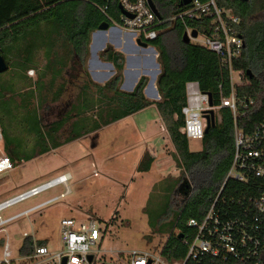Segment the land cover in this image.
Returning a JSON list of instances; mask_svg holds the SVG:
<instances>
[{
	"label": "trees",
	"instance_id": "16d2710c",
	"mask_svg": "<svg viewBox=\"0 0 264 264\" xmlns=\"http://www.w3.org/2000/svg\"><path fill=\"white\" fill-rule=\"evenodd\" d=\"M153 2L162 20L168 21L160 27L158 38L150 42L159 54L161 69L157 80L161 99L157 102L150 101L144 94L148 77L143 76L132 92L121 90L126 59L112 46H108L100 57L113 64L115 76L105 85H99L92 81L88 72L92 35L105 22L112 26L111 19L120 23L119 0H0V54L9 66L26 78L30 70L38 71L35 59L38 51H43L46 61L38 79L29 85L22 108L38 99L40 109H45L49 103L59 102L72 89H78L75 102L64 118L44 124L43 118L36 116L31 132L37 133L38 153L22 155L4 132L5 152L14 165L22 160L29 162L38 155L97 133L155 105L175 148L173 159L182 171L179 178L172 179L174 185L165 188L169 195L175 193L182 197V205L174 213L172 228L167 233L177 230L193 235L195 230L188 227V221L202 220L215 205V212L224 220H239L249 225L259 217L257 223L263 222L260 249L264 251V215L258 212L254 201L264 195V178L249 177L246 182L227 179L235 151V127L250 134L264 120V23L250 21L253 0H217L219 7L234 8L241 18L238 29L244 39V48L241 57L234 62V68L253 74L252 78L248 76V85L236 90L238 109L234 115L230 108L220 107L222 98L231 95L229 69L214 52L194 42H184L186 28L180 20L169 22L187 7L180 6L181 0ZM208 24V19L188 22L191 28L203 33L209 32ZM188 82H198L200 90L211 96L213 106L219 107L215 125L205 133L203 148L197 152L191 151L189 139L181 132L185 125L183 107ZM47 109L50 110V106ZM68 122H71L70 136L60 142L57 135ZM152 163L146 153L137 171H150ZM157 230L162 234L165 232L162 225ZM41 245H48V242L35 241L32 236L24 238L20 257L33 255L35 247ZM186 253L183 241L170 236L165 256L176 260L184 258ZM261 263L258 259L230 257L221 261L210 257L201 264Z\"/></svg>",
	"mask_w": 264,
	"mask_h": 264
},
{
	"label": "rangeland",
	"instance_id": "374dc122",
	"mask_svg": "<svg viewBox=\"0 0 264 264\" xmlns=\"http://www.w3.org/2000/svg\"><path fill=\"white\" fill-rule=\"evenodd\" d=\"M252 5L250 21L264 23V0H253ZM92 51L94 56V48ZM147 52L149 56H155L151 51ZM35 59L38 71L30 73V70L26 78H22L18 70L16 73L12 66L0 74V127L22 155L36 154L40 149L36 145V131L35 134L31 132L36 116H41L44 124L64 118L78 92L74 88L59 102L49 103L46 106H50V110L48 107L40 109L38 99L22 108L29 85L34 84L40 69L45 66L43 51H38ZM215 112L217 115L218 111ZM156 119L158 114L154 107L144 109L129 120L105 127L100 134L93 133L63 144L29 162H17L13 170L0 175V202L63 174L72 176L67 183L70 193L66 197L5 226V231L0 232V243L8 236L17 256L23 234L28 233L36 241L46 240L51 251H63L61 221L64 218H94L102 222L105 225L102 229L107 231L100 248L103 257L96 258L95 264H124L129 257L126 258L127 252L162 247L166 233L172 228L174 213L182 205V197L175 193L169 195L165 188L174 185L172 179L179 178L182 171L173 161L175 148L170 138L165 139L164 144L163 137L158 136L161 127L160 123L154 122ZM70 133L71 122H68L58 133V141L64 142ZM189 142L191 151L202 150V141ZM93 144L96 145L94 148ZM151 146L160 151L161 158L157 159L161 164L153 166L150 172L139 173L136 169L140 157ZM65 192L66 187L59 185L2 211L1 216L10 218ZM159 225L164 226V234L157 230ZM15 264H36V261L21 260Z\"/></svg>",
	"mask_w": 264,
	"mask_h": 264
},
{
	"label": "built area",
	"instance_id": "2783aa9c",
	"mask_svg": "<svg viewBox=\"0 0 264 264\" xmlns=\"http://www.w3.org/2000/svg\"><path fill=\"white\" fill-rule=\"evenodd\" d=\"M119 6L133 15L128 18L121 13L120 23L111 19L114 26H117L125 34L134 35L136 40L140 39L149 44L146 51L152 55L159 56L157 50L150 45L160 34V27L168 21L159 20L148 4V0H119ZM184 11L178 13L172 20H180L186 32L191 35L197 30V38L192 41L208 50L214 52L221 59L223 65L229 69L231 80V95L222 98L220 107L230 108L234 115L237 114L238 100L236 90L239 87L249 84V77L245 70H236L234 62L242 55L244 39L238 27L241 22L238 12L231 7H219L217 0L201 2L193 0L186 6ZM208 19L209 32L203 33L188 25L191 20ZM152 47L156 52L152 50ZM34 73V71H30ZM187 100L183 107L185 125L181 132L190 140L202 141L207 127L206 114L210 110H217L219 107L210 106V95L200 90L198 82L186 84ZM14 163L6 154L4 149V134L0 127V175L14 169ZM249 177L264 178V120L250 134L238 127H235V151L227 179H235L246 182ZM71 174H63L48 182L27 189L15 196L0 202V232L5 231V226L16 222L30 214L41 211L51 203L66 197L70 193L68 182ZM59 185L66 187V192L61 195L42 202L34 207L24 210L10 218L3 219L1 212L12 208L26 200L38 196ZM258 206V212L264 215V195L260 200H254ZM256 217L253 224L239 220H224L215 212L213 205L202 220L191 219L187 225L195 230L193 235H185L180 231H173L165 238L162 247H155L153 250H134L127 252L128 260L124 264H188L190 261L204 263L207 258L227 261L230 257L242 260L258 259L262 261L264 251L260 249V236L263 232V222ZM105 225L97 219L77 220L76 218H64L61 221V242L63 251H51L49 245L35 247V253L31 256H16L10 239L3 237L0 243L1 258L0 264H15L16 261H36V264H95L96 258L102 259L100 254L102 244L106 238L107 231L102 229ZM179 234L183 238L179 239ZM175 236L183 241L187 253L184 258L170 260L164 254L168 239ZM31 236L24 233L23 237ZM36 241V240H35ZM93 256V260H89ZM65 262V263H64Z\"/></svg>",
	"mask_w": 264,
	"mask_h": 264
},
{
	"label": "crops",
	"instance_id": "0c3cea01",
	"mask_svg": "<svg viewBox=\"0 0 264 264\" xmlns=\"http://www.w3.org/2000/svg\"><path fill=\"white\" fill-rule=\"evenodd\" d=\"M136 41L137 40L134 35L125 34L117 26H114V25H112L111 28L106 32H103V31L94 32L92 35V42L90 45V50H91L90 57L87 63L88 72L90 74L92 81L99 85H105L108 81H110L115 76L116 71H115L113 64L103 61L100 57V54L108 46H112L116 51L123 53L126 59L125 68L123 72L124 80L121 86V90L124 92H132L143 76L149 77L150 80H149L147 87L144 90V94L146 98L152 102L160 101L161 97L160 99L157 98V93L159 94L158 89L157 91H155V89L153 88V84L156 85V88H157V80L161 72L160 64L157 62L155 56H149L150 54H148V52L144 50L143 48L139 47L136 44ZM93 48L95 50L94 56H93V51H92ZM143 53L146 54L147 56H144ZM157 63L159 64V67H157ZM150 107H154L157 110L155 105H152ZM157 114H158V119L154 120V122L157 124L160 123L161 132L159 133L158 136L163 137L164 144H165L166 143L165 139L170 138V136L169 134H166L167 130L166 131L164 130L165 125L158 113V110H157ZM133 116L134 115L129 116L120 121L129 120ZM152 122L153 121L149 123L148 129H150V125L152 124ZM100 132L101 131H99L98 133L100 134ZM146 153L153 160L152 167L150 169L151 171L153 166H157L161 164V162L158 161L157 159L158 157L161 156V153L160 151L157 150L156 147L151 146L150 150H146L141 155L138 165ZM138 165H137V168H138ZM170 233L171 232L166 233V234L168 235Z\"/></svg>",
	"mask_w": 264,
	"mask_h": 264
},
{
	"label": "water",
	"instance_id": "95a60500",
	"mask_svg": "<svg viewBox=\"0 0 264 264\" xmlns=\"http://www.w3.org/2000/svg\"><path fill=\"white\" fill-rule=\"evenodd\" d=\"M242 1L247 2V1H249V0H242ZM192 2H193V0H181V2H180V6H181V7H186V6L190 5ZM148 4H149L150 8L152 9V11L154 12V14L157 16V18H158L159 20H162V16L160 15L158 9L156 8V6H155L153 0H148ZM119 9H120L121 13H122L123 15L127 16L128 18H133V17H134L133 15H131V14H129L128 12H126V11L122 8V6H119ZM110 28H111V25H110L109 23L105 22V23H103V24L100 25V27H99V29L97 30V32H98V31L106 32V31H108ZM197 36H198V31H197V30L192 31L191 35H189L188 32H185V33L183 34V40H184V42H186V43H191L192 38H197ZM136 44H137L139 47L143 48L144 50H146V49L149 48V44L146 43V42H143V41L140 40V39H138V40L136 41ZM152 50H153L154 52H156L155 49H154L153 47H152ZM157 67H159V64H158V63H157ZM9 68H10V66H9V63L7 62L6 58H5L2 54H0V74H3V73H5V72H7V71L9 70ZM247 74H248V76H249L250 78H252L253 74H252L251 71H247ZM153 88L155 89V91H157L156 85L153 84ZM157 98L160 99V96H159L158 93H157ZM209 104H210L211 107H213V102H212V98H211V96H210V103H209ZM205 118H206V121H207V127H206V130H205V133H208L209 129H210L212 126L215 125V121H216V112H215V110H210V111L208 112V114H206ZM95 146H96L95 144L92 145L93 148H94ZM178 238H179V239L183 238V234H179ZM89 260L92 261V260H93V256H89ZM64 263H65V262H64Z\"/></svg>",
	"mask_w": 264,
	"mask_h": 264
},
{
	"label": "flooded vegetation",
	"instance_id": "af4514ba",
	"mask_svg": "<svg viewBox=\"0 0 264 264\" xmlns=\"http://www.w3.org/2000/svg\"><path fill=\"white\" fill-rule=\"evenodd\" d=\"M261 264H264V253H263V258H262V263Z\"/></svg>",
	"mask_w": 264,
	"mask_h": 264
}]
</instances>
